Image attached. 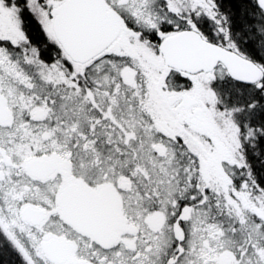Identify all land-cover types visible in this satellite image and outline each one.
I'll use <instances>...</instances> for the list:
<instances>
[{
  "label": "snow or ice",
  "instance_id": "1",
  "mask_svg": "<svg viewBox=\"0 0 264 264\" xmlns=\"http://www.w3.org/2000/svg\"><path fill=\"white\" fill-rule=\"evenodd\" d=\"M0 264H264V0H0Z\"/></svg>",
  "mask_w": 264,
  "mask_h": 264
}]
</instances>
